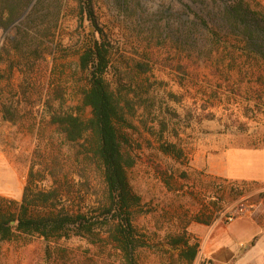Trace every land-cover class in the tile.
Returning <instances> with one entry per match:
<instances>
[{"label": "rangeland", "instance_id": "1", "mask_svg": "<svg viewBox=\"0 0 264 264\" xmlns=\"http://www.w3.org/2000/svg\"><path fill=\"white\" fill-rule=\"evenodd\" d=\"M248 1L264 10V0ZM199 3L94 0V28L80 24L70 2L53 37L36 42L33 51L9 44L12 30L0 32V197L19 202L31 170L44 177L38 183L43 191L70 187L88 199L97 190L95 169L79 171L80 145L66 143L50 119L90 117L82 105L88 81L78 58L90 41L102 40L110 54L106 80L128 94L133 108L119 131L135 162L129 183L140 198L131 264H264V182L210 171L222 168L216 156L231 147L264 148V72L236 53L234 42L235 49H226L223 40L201 41L197 50L178 40L194 13L207 19L212 0ZM200 28L211 40V32ZM166 144L179 149L183 160L162 154ZM107 238L0 241V264H129ZM180 240L198 245L193 262L181 258Z\"/></svg>", "mask_w": 264, "mask_h": 264}, {"label": "trees", "instance_id": "2", "mask_svg": "<svg viewBox=\"0 0 264 264\" xmlns=\"http://www.w3.org/2000/svg\"><path fill=\"white\" fill-rule=\"evenodd\" d=\"M189 1L201 4V0ZM70 2L78 8L80 24L87 22L97 27L94 0H0V32L12 30L14 38L7 39L9 44L17 50L33 51L36 42L42 43L53 37L52 32ZM206 17L202 20L198 13H194V22L178 34V40H188L190 46L197 50L201 41L218 45L223 40L226 49H235L231 44L234 42L240 46L236 53L247 55L253 60V65L264 72V10L259 4L248 0H212ZM200 27L211 32V40L203 36ZM207 53L212 54L211 51ZM109 55L105 42L90 41L78 58L79 68L88 81L82 93V105L90 110V117L82 119L72 114H55L50 119V123L64 135L66 143L80 145L82 159L79 160V171H84L87 166L95 169L99 175L97 190L93 195L89 194L88 199L79 193L73 194L70 187L65 192L60 186L43 191L38 188V183L44 177L37 178L31 170L19 202L0 197V241L31 237L45 242L74 237L94 241L105 233L131 264L138 247L133 220L139 212L140 198L129 183L128 172L135 162L126 150L127 138L119 131L128 123L133 108L128 94L122 89L112 90L106 80ZM146 71L141 68V73ZM260 79L256 77V80ZM253 93L256 94L255 90ZM255 99L259 101L260 94ZM2 111L5 119L13 122L14 116L9 108L3 106ZM160 151L176 161L183 160L182 152L174 145H161ZM77 176L80 182L84 178L80 173ZM75 200L78 204L74 203ZM203 224L209 225L210 222ZM177 244L183 246L181 258L188 263L193 262L198 245L191 246L182 240Z\"/></svg>", "mask_w": 264, "mask_h": 264}, {"label": "crops", "instance_id": "3", "mask_svg": "<svg viewBox=\"0 0 264 264\" xmlns=\"http://www.w3.org/2000/svg\"><path fill=\"white\" fill-rule=\"evenodd\" d=\"M216 159L222 168L213 166L210 171L217 177L250 182H264V148L231 147Z\"/></svg>", "mask_w": 264, "mask_h": 264}, {"label": "water", "instance_id": "4", "mask_svg": "<svg viewBox=\"0 0 264 264\" xmlns=\"http://www.w3.org/2000/svg\"><path fill=\"white\" fill-rule=\"evenodd\" d=\"M30 8H28L24 13L23 15L21 16L20 20L23 19L25 17V15L27 14V12L29 11Z\"/></svg>", "mask_w": 264, "mask_h": 264}]
</instances>
